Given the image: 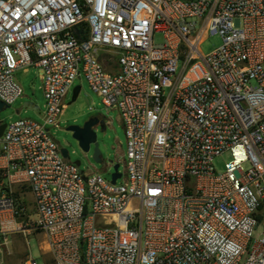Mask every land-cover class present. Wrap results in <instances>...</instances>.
Returning <instances> with one entry per match:
<instances>
[{
	"label": "built area",
	"instance_id": "built-area-1",
	"mask_svg": "<svg viewBox=\"0 0 264 264\" xmlns=\"http://www.w3.org/2000/svg\"><path fill=\"white\" fill-rule=\"evenodd\" d=\"M210 35L222 44L204 55ZM28 67L45 113L2 121L0 255L40 230L54 264H264V0H0L5 104ZM82 75L125 127L115 183L51 133Z\"/></svg>",
	"mask_w": 264,
	"mask_h": 264
},
{
	"label": "rangeland",
	"instance_id": "rangeland-1",
	"mask_svg": "<svg viewBox=\"0 0 264 264\" xmlns=\"http://www.w3.org/2000/svg\"><path fill=\"white\" fill-rule=\"evenodd\" d=\"M154 40L157 44L165 42L163 34H156ZM221 44L222 38L220 35H210L205 38L200 49L204 55H208L220 47ZM15 79L22 86L24 94L9 108L1 112V121L10 124L21 119H29L43 123L46 100L39 69L28 67L18 70L15 73ZM77 87H81V89L74 100V91ZM27 103L28 106H26ZM95 115L103 116L102 119L106 123V130L102 132L98 128L97 132L103 158L106 162L114 161L115 164H119V172L123 174L125 172L123 156L126 151L127 136L120 113L116 109L109 110L105 107L102 98L91 88L84 75L75 80L65 99L61 124L58 129L52 127L51 133L62 148L69 150V160L71 162H81V171L87 173V175L96 174L111 181L114 172L113 167L107 166L106 163L95 162L92 150L89 153L83 152L73 139L72 134L67 130L68 127L73 125L82 126L90 117ZM230 159V154L216 158L214 161L216 170L223 172L226 162ZM28 201L33 206V198L29 196ZM31 209L30 212L34 213L33 208ZM46 241V236L40 230L12 235L1 252V263L26 264L30 259H34L38 264H54L53 255L48 250Z\"/></svg>",
	"mask_w": 264,
	"mask_h": 264
},
{
	"label": "water",
	"instance_id": "water-1",
	"mask_svg": "<svg viewBox=\"0 0 264 264\" xmlns=\"http://www.w3.org/2000/svg\"><path fill=\"white\" fill-rule=\"evenodd\" d=\"M81 87H77L74 91V100L77 98ZM29 104L27 103L26 106ZM10 105L5 104L3 101L0 100V114L5 109L9 108ZM103 116L95 115L90 117L82 126L73 125L68 127V131L72 134L73 139L78 143L79 147L82 149L83 152L89 153L92 150V156L95 162L97 163H106L107 166L113 167L114 172L112 174V181L113 183L116 182L118 178L121 177V173L119 172V164H115L114 161L106 162L103 158L102 151L100 149L98 143V128L101 129L102 132L106 130V123L105 120L102 119ZM6 125L2 124L0 119V136H2ZM63 157L69 159L70 154L67 148H62ZM77 166H81L80 161L74 162Z\"/></svg>",
	"mask_w": 264,
	"mask_h": 264
},
{
	"label": "crops",
	"instance_id": "crops-1",
	"mask_svg": "<svg viewBox=\"0 0 264 264\" xmlns=\"http://www.w3.org/2000/svg\"><path fill=\"white\" fill-rule=\"evenodd\" d=\"M14 189L15 190H17L18 192H23L22 194H24V197L26 198V200H27V203L29 204V206H30V209L31 208H33V206L32 205H30V201H28V197L30 196V197H32V194L31 193H28L27 191L25 192V190H23V187L21 186V185H15L14 186ZM33 198V197H32ZM32 210V209H31ZM34 210V209H33ZM32 214V217L33 218H36V216H35V210H34V213H31Z\"/></svg>",
	"mask_w": 264,
	"mask_h": 264
}]
</instances>
